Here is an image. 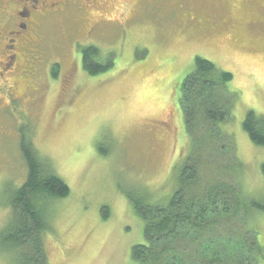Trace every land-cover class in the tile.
Returning <instances> with one entry per match:
<instances>
[{
    "label": "rangeland",
    "instance_id": "374dc122",
    "mask_svg": "<svg viewBox=\"0 0 264 264\" xmlns=\"http://www.w3.org/2000/svg\"><path fill=\"white\" fill-rule=\"evenodd\" d=\"M88 10L81 20L73 12L45 28L40 62L31 46L15 50L24 55L6 78L27 104L0 114L7 125L0 131V229L11 190L26 179L24 132L71 190L51 207L50 263L136 264L132 249L146 242L144 220L126 195L146 191L166 202L178 187L190 149L182 84L197 56L231 72L228 88L237 93L230 119L219 124L233 136L236 155L219 148L207 159L205 179L218 164L235 165L230 181L264 201V146L243 128L248 112L264 116V0H98ZM88 45L100 49L103 62L112 59L108 70L83 69ZM22 108L31 116L23 125ZM249 222L264 245V212ZM0 264L17 262L0 255Z\"/></svg>",
    "mask_w": 264,
    "mask_h": 264
},
{
    "label": "trees",
    "instance_id": "16d2710c",
    "mask_svg": "<svg viewBox=\"0 0 264 264\" xmlns=\"http://www.w3.org/2000/svg\"><path fill=\"white\" fill-rule=\"evenodd\" d=\"M81 55L83 69L91 75L113 64L112 59L103 62L94 45L84 46ZM52 74L58 75L55 69ZM233 78L231 72L197 56L194 70L184 79L180 103L190 149L178 167V187L166 202L153 200L146 191L126 195L144 220L146 242L132 249L136 264H260L264 260V245L249 225L256 211L264 212V201L244 195L230 181L235 178V165L218 164L211 178L204 174L208 157L219 148L236 155L233 136L219 126L230 119L236 99L237 93L228 88ZM243 128L255 144L264 146V116L248 112ZM19 146L27 174L9 194L10 215L0 229V255L17 264H51L45 243V233L52 227L51 207L71 190L51 161L39 154L32 137L23 132ZM261 170L264 175V162ZM102 211L107 218L109 208Z\"/></svg>",
    "mask_w": 264,
    "mask_h": 264
},
{
    "label": "flooded vegetation",
    "instance_id": "af4514ba",
    "mask_svg": "<svg viewBox=\"0 0 264 264\" xmlns=\"http://www.w3.org/2000/svg\"><path fill=\"white\" fill-rule=\"evenodd\" d=\"M97 1L0 0V114L7 107H13L15 104H21V106L27 104V100L23 96L19 97L17 95V82H10L6 78L17 65V60L24 55L21 52L19 54V51H15L17 46L25 45L23 50L31 46L40 55H36L40 62L42 55L39 47L41 41H43L45 28L58 23L59 17L69 16L73 12L78 13L81 20V15L83 13L89 14L88 7ZM83 9L84 11H82ZM194 21L195 18L192 17L191 22ZM96 25L99 26L100 24L97 23ZM36 90L29 92L28 99L32 98V94ZM41 100L42 97L33 99L32 105L34 102L38 103ZM2 104L5 106H2ZM20 113V124H23V117L31 118L23 108ZM6 126L0 119V131H5Z\"/></svg>",
    "mask_w": 264,
    "mask_h": 264
}]
</instances>
